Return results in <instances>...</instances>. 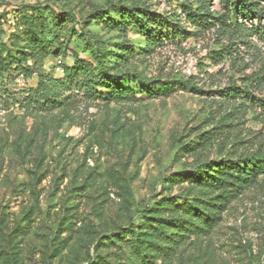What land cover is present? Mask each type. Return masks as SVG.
I'll return each instance as SVG.
<instances>
[{
    "label": "rangeland",
    "instance_id": "obj_1",
    "mask_svg": "<svg viewBox=\"0 0 264 264\" xmlns=\"http://www.w3.org/2000/svg\"><path fill=\"white\" fill-rule=\"evenodd\" d=\"M183 3L0 0L4 41L24 31L20 11L29 12V5L68 17L52 29L57 48L31 76L15 70L0 76V264H99L111 252L108 264H133L130 248L118 237L106 246V239L169 198L195 203L212 194L187 178L197 167L264 149V117L245 92L264 96V75L260 84L255 79L264 74V34L240 38L238 51L223 58L213 50L227 40L213 29L178 44L173 28L192 31L175 20L183 18ZM118 5L147 10L153 23L159 20V38L93 19ZM209 5L220 9L218 0ZM72 27L84 28L110 54V76L120 79L112 87H122L127 98L103 86L84 94L75 87L86 75L81 70L58 90L55 108L26 110L24 95L37 86L39 73L62 78L77 59L84 68L97 67L76 34L69 35ZM172 78L190 79L196 89L178 87L153 98L141 92V80ZM161 215H181L187 234L154 264H264V172L204 228L185 213Z\"/></svg>",
    "mask_w": 264,
    "mask_h": 264
},
{
    "label": "trees",
    "instance_id": "obj_2",
    "mask_svg": "<svg viewBox=\"0 0 264 264\" xmlns=\"http://www.w3.org/2000/svg\"><path fill=\"white\" fill-rule=\"evenodd\" d=\"M209 2L211 0H184L182 4L183 18L175 20L178 25L183 22V27L188 25L192 31L187 33L185 29L180 31L173 28L172 35L175 37L174 40H178V44L191 35H201L204 31L213 29L217 33V37L227 40V44L222 43L220 49L213 50L216 56L223 58L225 55H231L233 51H238L235 49V43L240 38H246L251 33L259 36L264 34V0H218L220 6L218 12L211 9ZM29 8V12L25 7L20 11V25L24 30L22 33H11L7 41L3 40L5 32L2 33L3 36L0 35V76L9 75L12 70L25 77L31 76L35 69L41 66L43 57L56 47L57 41L54 38L56 32H52V29L58 26V22L68 20L64 14L53 13L40 5H29ZM48 19H50V23H47ZM93 19L111 29H120L132 25L147 38L158 39L160 35V32L157 31L159 20L153 23L151 15L144 9L136 11L134 7L112 6L107 11L96 13ZM84 22L88 21L85 20ZM71 34H76L82 41L85 46L84 50L88 51L97 67L89 63L90 67L84 68V63L77 59L74 67L64 69V77L62 78L39 73L37 86L30 88L24 95L23 101L26 110L44 111L55 108L60 103L58 90H65L69 83L68 79L81 70H84L83 74L86 75L81 79L82 83L76 81L75 87L83 90L84 94L90 90L96 93V88L102 86L113 89V84L119 82L120 79H114L110 76L112 64L109 58L111 56L109 53L107 54L102 45L98 44V41L94 40L90 33L85 32L84 28L76 31L72 27L69 35ZM242 42L248 43L246 39H243ZM55 53L57 54V52ZM113 54L117 58L116 54ZM114 62L116 63V61ZM95 68H97L96 74H94ZM263 75L256 76L257 83L260 84ZM140 82L141 92L151 98L169 94L178 87L196 89L190 79L172 78L156 81L141 80ZM119 88V90L113 89V91L120 92L122 98H127L122 87ZM245 92L248 100L255 108L259 109V113L264 117V96L255 97L248 89ZM229 162L217 161L216 163L201 165L197 167V171L187 176L188 179L192 178L196 185H203L207 189L209 187L213 195L204 192V197L195 203L185 201L179 204L173 198H169L164 202V206L158 208L156 213L153 215L142 214L137 225H133L127 230H119L113 235L114 237L107 238L104 245L113 244L115 237H118L125 248L132 250L128 257L133 264H154L161 257L166 247L169 248L171 245V249L176 240L184 238L187 234L186 221L181 215H169L162 219L161 214L163 212L185 213L190 217L198 218L202 222L203 228L208 226L212 220L216 221L219 213L236 196L237 192L252 184L257 174L264 172V149L254 151L243 159L229 160ZM166 228L170 229V232L166 231ZM112 254L113 252L105 255L99 264H108L106 259ZM114 255L117 254L114 253ZM135 257L139 258V262L136 261Z\"/></svg>",
    "mask_w": 264,
    "mask_h": 264
}]
</instances>
